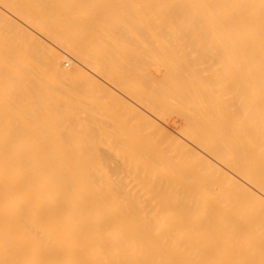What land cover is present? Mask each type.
Listing matches in <instances>:
<instances>
[{
	"label": "bare ground",
	"instance_id": "obj_1",
	"mask_svg": "<svg viewBox=\"0 0 264 264\" xmlns=\"http://www.w3.org/2000/svg\"><path fill=\"white\" fill-rule=\"evenodd\" d=\"M0 264H264V0H0Z\"/></svg>",
	"mask_w": 264,
	"mask_h": 264
}]
</instances>
